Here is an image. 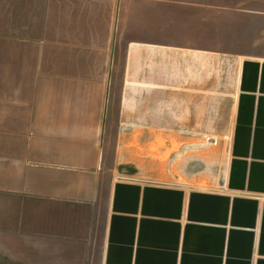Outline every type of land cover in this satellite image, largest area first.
I'll list each match as a JSON object with an SVG mask.
<instances>
[{
	"label": "crops",
	"instance_id": "crops-1",
	"mask_svg": "<svg viewBox=\"0 0 264 264\" xmlns=\"http://www.w3.org/2000/svg\"><path fill=\"white\" fill-rule=\"evenodd\" d=\"M0 204V264H264V1L0 0Z\"/></svg>",
	"mask_w": 264,
	"mask_h": 264
},
{
	"label": "rangeland",
	"instance_id": "rangeland-1",
	"mask_svg": "<svg viewBox=\"0 0 264 264\" xmlns=\"http://www.w3.org/2000/svg\"><path fill=\"white\" fill-rule=\"evenodd\" d=\"M220 3L222 5H226V6H229V7H243L245 5H254V6H260V4L262 3V1L264 0H219ZM235 11H242L240 9H235ZM202 140L205 142V143H210V142H215V138H210V137H204L202 138ZM162 138H159L156 140V144L155 146L152 148V151L155 153V150H157L158 148H160L163 144H162ZM160 146V147H158ZM218 156H223V152L220 154V153H217ZM164 156H166V153L164 154ZM222 158V157H221ZM220 158V159H221ZM219 159V160H220ZM116 174L120 175H125V172H116ZM148 178V177H147ZM169 179H171L172 181H183L181 178H172V177H169ZM0 206H3V204H0ZM104 200L101 201V207H100V210H99V213H100V217L101 219L103 218V213H104ZM0 231L2 232V229H0ZM99 263V255L98 253H95L94 255H92V257L90 258V261L88 264H98Z\"/></svg>",
	"mask_w": 264,
	"mask_h": 264
}]
</instances>
